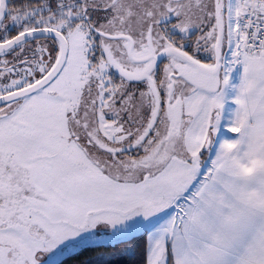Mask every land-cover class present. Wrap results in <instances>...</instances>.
<instances>
[{
	"label": "snow or ice",
	"instance_id": "obj_1",
	"mask_svg": "<svg viewBox=\"0 0 264 264\" xmlns=\"http://www.w3.org/2000/svg\"><path fill=\"white\" fill-rule=\"evenodd\" d=\"M0 264H264V0H0Z\"/></svg>",
	"mask_w": 264,
	"mask_h": 264
},
{
	"label": "rangeland",
	"instance_id": "obj_2",
	"mask_svg": "<svg viewBox=\"0 0 264 264\" xmlns=\"http://www.w3.org/2000/svg\"><path fill=\"white\" fill-rule=\"evenodd\" d=\"M231 105H232V104H229V105H228V107H229L230 109H234V108L236 107V106H235V107L233 108ZM225 129H226V126H225L224 124H222V126H221V128H220V131H219V134H218V140H219V139H224L225 136L222 135V133H225V132H226Z\"/></svg>",
	"mask_w": 264,
	"mask_h": 264
},
{
	"label": "crops",
	"instance_id": "obj_3",
	"mask_svg": "<svg viewBox=\"0 0 264 264\" xmlns=\"http://www.w3.org/2000/svg\"><path fill=\"white\" fill-rule=\"evenodd\" d=\"M231 106H232L233 108L235 107L234 104H232ZM225 130H226V129H225ZM222 135L225 136L224 139H229V140L234 139V136H233L234 134H231V133L227 132V130H226L225 133H222Z\"/></svg>",
	"mask_w": 264,
	"mask_h": 264
},
{
	"label": "flooded vegetation",
	"instance_id": "obj_4",
	"mask_svg": "<svg viewBox=\"0 0 264 264\" xmlns=\"http://www.w3.org/2000/svg\"><path fill=\"white\" fill-rule=\"evenodd\" d=\"M15 2H20V0H15Z\"/></svg>",
	"mask_w": 264,
	"mask_h": 264
}]
</instances>
